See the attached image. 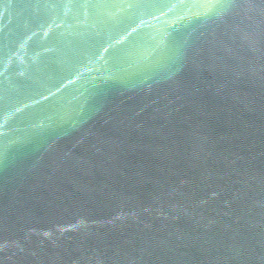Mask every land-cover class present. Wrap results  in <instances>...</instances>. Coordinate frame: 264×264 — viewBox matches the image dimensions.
<instances>
[{
    "label": "water",
    "instance_id": "95a60500",
    "mask_svg": "<svg viewBox=\"0 0 264 264\" xmlns=\"http://www.w3.org/2000/svg\"><path fill=\"white\" fill-rule=\"evenodd\" d=\"M0 264H264V0H0Z\"/></svg>",
    "mask_w": 264,
    "mask_h": 264
}]
</instances>
